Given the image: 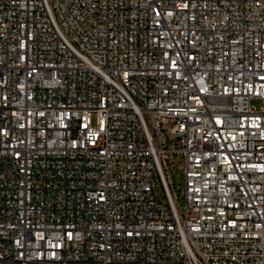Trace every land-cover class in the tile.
Listing matches in <instances>:
<instances>
[{"label":"built area","instance_id":"obj_1","mask_svg":"<svg viewBox=\"0 0 264 264\" xmlns=\"http://www.w3.org/2000/svg\"><path fill=\"white\" fill-rule=\"evenodd\" d=\"M0 264H264V0H0Z\"/></svg>","mask_w":264,"mask_h":264},{"label":"rangeland","instance_id":"obj_2","mask_svg":"<svg viewBox=\"0 0 264 264\" xmlns=\"http://www.w3.org/2000/svg\"><path fill=\"white\" fill-rule=\"evenodd\" d=\"M252 105H253L254 107H256L257 110H259V109L262 107V103H261V102H258V101H254V102L252 103ZM171 129H172V124L170 123V124L166 127L165 131L168 133V132H170ZM173 178H174V181H175V185H176V188H177V192H178V194H179L180 191L182 190V186H181V176H180L179 173H178V174H173Z\"/></svg>","mask_w":264,"mask_h":264}]
</instances>
